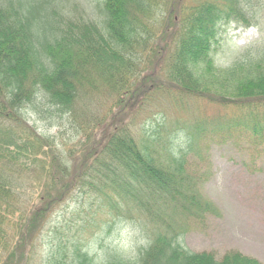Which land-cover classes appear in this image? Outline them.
I'll list each match as a JSON object with an SVG mask.
<instances>
[{"label":"trees","instance_id":"16d2710c","mask_svg":"<svg viewBox=\"0 0 264 264\" xmlns=\"http://www.w3.org/2000/svg\"><path fill=\"white\" fill-rule=\"evenodd\" d=\"M249 2L0 0V264H29L49 215L75 197L143 241L132 260L108 243L100 263L79 244L58 242L43 264H260L183 246L190 221L219 214L201 196L190 158L207 148L205 130L181 116L154 119V131L129 121L156 115L164 102L191 115L189 102L205 101L235 114L213 131L237 149L243 138L263 147L264 54L227 69L213 59L229 25L254 27ZM41 100L81 134L77 146L24 120Z\"/></svg>","mask_w":264,"mask_h":264},{"label":"rangeland","instance_id":"374dc122","mask_svg":"<svg viewBox=\"0 0 264 264\" xmlns=\"http://www.w3.org/2000/svg\"><path fill=\"white\" fill-rule=\"evenodd\" d=\"M249 10L254 15L253 28L231 24L220 33L218 47L213 54L217 67L227 69L235 62H248L264 54L259 52L264 48V0H250ZM37 105L38 110L35 108ZM35 107L25 109L22 116L37 134L62 143L79 139L81 134L69 133L66 118L52 109L46 100L39 101ZM188 109L191 115L171 109L164 102L153 117L129 118V121L134 119L139 123L146 120L145 128L154 131V119L161 124L181 116L182 119L187 117L188 122H197L205 130L203 137L207 140L202 144L207 148L197 154L191 153L190 158L198 167L196 173L200 179L201 196L214 205L219 214L190 221V229L182 240L183 246L194 253H212L217 260L227 253L238 252L264 264V146L253 148L243 138L237 149L232 137L213 131L217 124H224L231 115H235L228 109L205 101H190ZM102 138L100 133L95 139L102 141ZM78 143L76 141L75 145ZM203 160L209 163V172ZM30 179L33 180L26 177L28 183ZM27 189L36 192L32 185ZM25 198H30L28 193ZM82 203L75 197L49 215L47 233L40 235L34 244L32 249L35 253L29 264H43L58 242L79 244L96 263L104 260L103 251L108 243L121 255L134 259L135 249L141 245L144 236L128 225L105 224L109 222L105 214L94 215L95 210H89L85 205L81 207ZM12 233L11 230L9 236ZM71 253L72 248L69 247L67 254Z\"/></svg>","mask_w":264,"mask_h":264}]
</instances>
